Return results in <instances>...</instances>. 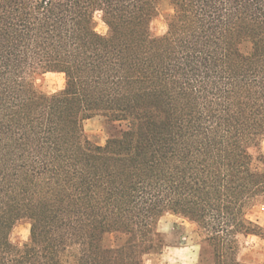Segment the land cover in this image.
I'll use <instances>...</instances> for the list:
<instances>
[{
	"label": "trees",
	"instance_id": "trees-1",
	"mask_svg": "<svg viewBox=\"0 0 264 264\" xmlns=\"http://www.w3.org/2000/svg\"><path fill=\"white\" fill-rule=\"evenodd\" d=\"M94 116L120 127L102 146ZM263 138L264 0H0V264H143L166 213L201 231L200 264H244Z\"/></svg>",
	"mask_w": 264,
	"mask_h": 264
},
{
	"label": "rangeland",
	"instance_id": "rangeland-1",
	"mask_svg": "<svg viewBox=\"0 0 264 264\" xmlns=\"http://www.w3.org/2000/svg\"><path fill=\"white\" fill-rule=\"evenodd\" d=\"M172 10L162 5L157 17L151 22V31L162 35L167 30L166 19ZM95 30L100 34L107 32L100 13L95 14ZM35 88L38 92L51 95L61 91L65 85L63 73L37 72L34 76ZM120 127L108 122L102 116H94L84 122V132L95 145H104ZM264 153V138L260 145ZM247 218L264 228V204L256 203L247 213ZM164 236L165 245L156 253L145 255L143 264H200L199 250L203 234L197 226L179 216L166 213L161 217L157 227ZM30 224L27 221L17 223L10 235L11 242L21 247L29 239ZM237 259L244 264H264V238L255 234H237ZM181 248H185L181 250Z\"/></svg>",
	"mask_w": 264,
	"mask_h": 264
},
{
	"label": "crops",
	"instance_id": "crops-1",
	"mask_svg": "<svg viewBox=\"0 0 264 264\" xmlns=\"http://www.w3.org/2000/svg\"><path fill=\"white\" fill-rule=\"evenodd\" d=\"M185 248H181V250H184Z\"/></svg>",
	"mask_w": 264,
	"mask_h": 264
}]
</instances>
